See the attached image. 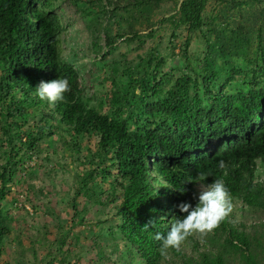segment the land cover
<instances>
[{
  "label": "trees",
  "instance_id": "1",
  "mask_svg": "<svg viewBox=\"0 0 264 264\" xmlns=\"http://www.w3.org/2000/svg\"><path fill=\"white\" fill-rule=\"evenodd\" d=\"M125 1L137 12L136 20L149 22L154 8L171 0ZM178 1L177 13L169 18L171 41L186 28L187 71L169 80L167 60L156 48L136 63L127 58L108 63L105 57V79L112 87L105 98L97 93L92 98L78 67L63 56L60 36L66 26L57 1L0 0V251L9 230L4 199L15 172L44 151L47 137L58 135L84 164L73 185L75 212L86 211L77 207L81 194L101 207L114 205L113 213L96 223L93 244L99 264H108L117 251L129 264L133 259L139 264H229L226 255L232 251L243 264H260L253 244L258 239L247 230L243 212L264 209L258 166L264 167V0H219L220 8L208 15L210 0ZM222 15L238 17L237 27L232 21L218 25ZM198 32L204 39L202 65L187 53ZM106 33L110 54L116 41ZM237 59L250 75L246 83L234 85L243 71ZM122 75L134 89L130 98L117 90ZM58 77L70 81L71 91L51 107L35 90L41 81ZM81 140L91 143L84 152ZM220 160L226 169L219 168ZM218 178L234 197L232 214L213 231L190 235L179 251L170 249L167 259L162 257L155 233L166 235L173 218L186 215L178 205L195 206L200 187ZM150 220L156 226L145 231ZM259 225L264 222L253 227ZM42 264H55V258Z\"/></svg>",
  "mask_w": 264,
  "mask_h": 264
},
{
  "label": "rangeland",
  "instance_id": "2",
  "mask_svg": "<svg viewBox=\"0 0 264 264\" xmlns=\"http://www.w3.org/2000/svg\"><path fill=\"white\" fill-rule=\"evenodd\" d=\"M56 1L58 12L66 26L60 36L63 56L78 67L92 98L96 97V93L105 98L112 87L111 80L105 79L108 74V66L102 62L105 57L108 63L123 62L124 58L136 63L140 56H146L156 48L167 60L165 70L170 73L169 80L178 78L187 71L184 57V44L188 36L186 28L178 29L177 38L171 41L174 28L169 18L177 13L180 1L162 2L159 7L154 8L149 22L136 20L137 12L127 8L125 0ZM220 5L219 0H210L207 15L211 9H219ZM236 19L238 17L235 16L225 19V15H222L217 23L225 26L232 21L231 25L237 27L234 22ZM131 25L134 26L133 30ZM107 30L116 41L110 54H106ZM256 43L254 39L252 49L256 47ZM203 51L202 33L193 34L187 53L195 64L202 65ZM97 59L99 63L96 62ZM237 65L243 71L237 75L233 84H244L250 75L249 68L241 59H237ZM120 79L122 83L117 90L130 98L134 91L130 80L125 75L120 76ZM168 87L165 86L164 91ZM135 91L138 93V90ZM79 143L83 152L91 147V143L86 140ZM64 146L63 139H58V135L47 137L43 143L44 151L20 165L15 172L14 182L10 183V190L4 199L9 230L0 251V264H42L48 257L55 258V264H64L63 261H70L69 264H99L93 244L98 230L96 223L100 217L110 216L114 205L104 208L81 194L76 200L77 207L79 212L83 209L86 211L75 212L73 199L76 190L73 185H78L75 175L76 172H82L84 164L75 160V156ZM0 163L3 161L0 160ZM258 166L262 172L260 179L264 181V167L260 162ZM246 213L247 230L253 232L252 235L258 239L253 244L258 245V259L260 264H264V225L253 227L255 223L264 222V209H245L243 214ZM240 217L238 216L239 219ZM72 221H76L77 225L72 226ZM66 229L69 231L67 238ZM107 254H111L109 250ZM226 258L229 264H243L236 251L227 253ZM130 262L139 264L134 259ZM107 263L129 264L120 251L115 252Z\"/></svg>",
  "mask_w": 264,
  "mask_h": 264
},
{
  "label": "clouds",
  "instance_id": "3",
  "mask_svg": "<svg viewBox=\"0 0 264 264\" xmlns=\"http://www.w3.org/2000/svg\"><path fill=\"white\" fill-rule=\"evenodd\" d=\"M35 91L40 100L55 107L58 102L64 101L65 95L71 91V84L67 78L58 77L51 81H41ZM218 165L220 169H226L223 160H220ZM200 179L205 180L206 176L200 174ZM200 189L198 203L195 206L190 202H181L178 205L179 211L186 215L182 218L174 217L166 235L160 232L155 233L154 239L161 242L160 251L165 259L170 249L179 251L190 235L213 231L234 211V197L223 178L215 179L211 184L202 185ZM155 226L156 221L150 220L143 229L148 231Z\"/></svg>",
  "mask_w": 264,
  "mask_h": 264
}]
</instances>
